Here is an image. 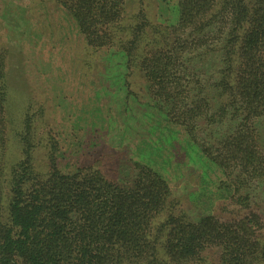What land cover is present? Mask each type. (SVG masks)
Returning a JSON list of instances; mask_svg holds the SVG:
<instances>
[{"label": "trees", "instance_id": "obj_1", "mask_svg": "<svg viewBox=\"0 0 264 264\" xmlns=\"http://www.w3.org/2000/svg\"><path fill=\"white\" fill-rule=\"evenodd\" d=\"M58 1L90 48L116 47L139 67L167 119L236 185L231 206L243 209L194 222L175 214L171 187L152 167L136 163L133 185L123 186L93 167L64 172L55 145L48 168H37L43 108L31 102L22 158L8 175V50L0 46V264H203L211 247L220 248V264H264V213L241 193L264 181V0H179L175 25L154 24L143 11L123 23L124 0ZM198 50L199 64L215 68L209 80L189 63ZM228 117L241 121L220 146L199 138L203 121Z\"/></svg>", "mask_w": 264, "mask_h": 264}, {"label": "rangeland", "instance_id": "obj_2", "mask_svg": "<svg viewBox=\"0 0 264 264\" xmlns=\"http://www.w3.org/2000/svg\"><path fill=\"white\" fill-rule=\"evenodd\" d=\"M140 11L154 24L175 25L179 0H124L123 23ZM0 46L8 50L7 174L22 158L19 133L31 102L43 108L36 124L37 168H48L55 145L64 172L93 167L123 186L133 185L136 163L152 167L171 187L175 214L184 213L194 222L206 215L230 217L243 209L231 206L236 185L183 127L167 119V107L151 96L139 67H129L116 47L90 48L58 0H0ZM203 53L196 51L189 63L209 80L215 68L199 64ZM212 103L217 107L220 101ZM240 121H203L198 136L218 147ZM257 124L264 148V118ZM241 191L250 197L252 210L263 214L264 181ZM220 253V248H209L203 264H220Z\"/></svg>", "mask_w": 264, "mask_h": 264}]
</instances>
